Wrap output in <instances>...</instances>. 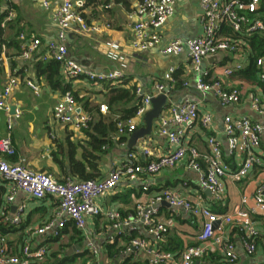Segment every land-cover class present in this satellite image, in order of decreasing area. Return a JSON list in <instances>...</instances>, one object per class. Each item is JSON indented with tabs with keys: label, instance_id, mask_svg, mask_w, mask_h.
Listing matches in <instances>:
<instances>
[{
	"label": "built area",
	"instance_id": "1",
	"mask_svg": "<svg viewBox=\"0 0 264 264\" xmlns=\"http://www.w3.org/2000/svg\"><path fill=\"white\" fill-rule=\"evenodd\" d=\"M176 1L137 0L129 13L132 19V48L146 50L159 47L163 54L173 56L180 55L186 48L190 68L197 74L194 88L201 97L210 92L223 106L247 104L249 109L264 114V96L249 91L247 99L243 100V90L240 86L226 84L220 76L210 75L201 66L206 56L216 53L222 56L229 55L231 58L230 62L222 65L221 74L224 77H230L233 72L245 66V53L240 37L254 31H264V22L257 14L261 0H198L202 11L200 16L202 32L188 40L175 37L160 46V28L173 15ZM8 2L9 0H0V14L5 13L0 20V29L15 17ZM85 4L86 0H60V4L53 12V20L59 27L58 41H50L39 58L43 61L49 59L57 61L61 74L69 81L83 78L100 89L105 83L117 86L116 83L123 78L128 68V62L116 42L108 40L105 43L106 58L116 64L107 71L96 72L68 54L66 38L71 29L96 34L102 27H110L107 22H88L84 17ZM42 5L47 8L49 1L42 0ZM103 7L108 5L105 4ZM222 28L230 29L231 34L222 33ZM235 34L236 36L232 37ZM18 39L23 60L30 59L38 52L41 44L38 37L21 33ZM263 64V58L259 57L256 65L263 67ZM174 72L175 68L170 67L164 75V80L156 82L152 90H144L140 85H136L133 89L136 98L133 114L124 120L116 118L118 134L133 132L150 109L152 98L158 94L166 95L168 101L158 117L157 132L166 138L172 149L144 163L137 161L136 154L130 151L126 162L113 168L101 179L84 181L66 179L63 182L45 171L31 170L22 161L11 162L6 158L15 154L11 129L13 119L21 115L19 109L11 112L8 102L12 89L17 86L19 80L15 75L7 77L0 87V111L5 113L7 127L4 138L0 140V150L4 154L0 156V187L3 183L10 185L11 192L7 196L9 202L13 200V193L16 190H22L38 200L51 196L56 199L57 206L51 217L32 231L41 238L40 242L33 244L25 240L17 254L8 250L6 238L0 233V264H30L46 258L51 252L46 240L49 238L60 240L64 233L63 228L71 222L77 229H83L89 215L100 216L110 222L117 234L121 235L126 232L123 230L124 227L129 230L127 233L139 227L143 228L149 237L142 236L140 231L137 235L131 236L121 250L124 253H141L140 257L145 264H195L197 259L215 248L221 250L226 262L234 264L238 260V255L233 239L226 234L227 230L231 231L228 227L233 228L247 255L252 256L259 252L264 256V236L253 224L254 215L264 214V120L261 123L246 114H226L222 121L226 150L223 149L220 140L210 133L205 137L206 151L202 153L196 146L186 144V128L198 122L202 128L210 131L214 115L210 110H201V101L198 99L169 101V94L177 83ZM257 78L264 81L263 70L258 71ZM26 85L38 94L40 88L36 81L26 80ZM182 85L187 86L188 81H184ZM74 93L73 88H68L62 93L53 105L52 116L55 120L70 124L75 129H87L93 118L76 99ZM98 110L106 113L108 106L100 103ZM142 150L143 154H151L148 148L142 147ZM225 153L238 159L234 169L231 163L226 161ZM186 155L190 158L189 168L199 172L200 187L203 190L208 189L215 202L225 201L226 179L241 181L251 173L258 172L257 183L249 196L242 194L239 202L225 212H216L209 206L191 202L169 188L148 197L145 202H137L125 217L118 210L103 208L97 203L96 200L113 191L121 179L135 180L139 176H153L163 169L173 168ZM199 161L205 163V166L203 167ZM143 189L146 190L147 186ZM162 202H167L174 210L183 208L189 217L200 218L201 227L196 236L198 241L196 245H189L179 253L162 248L161 242L169 229L167 221L155 219L158 205ZM21 220L20 214L4 217V221L10 224H18ZM91 251L92 254L96 253L93 247Z\"/></svg>",
	"mask_w": 264,
	"mask_h": 264
},
{
	"label": "crops",
	"instance_id": "2",
	"mask_svg": "<svg viewBox=\"0 0 264 264\" xmlns=\"http://www.w3.org/2000/svg\"><path fill=\"white\" fill-rule=\"evenodd\" d=\"M48 1L49 6L47 8L42 5V0H9L8 2L15 13V17L2 28L0 35V87L9 75L17 76L19 83L12 89L8 102L14 109H19L21 115L13 119L11 129L15 154L10 157L6 156V158L11 162L22 161L34 171H45L60 182L66 179L84 181L105 177L113 168L128 160L127 155L130 151L136 154L137 161L144 163L172 149L173 147L169 145L166 138L158 135V119L154 120L151 133L139 138L131 148H127V144L132 132L110 133L111 141L109 143H104L100 147L96 146L92 136H100L98 130L94 128L100 120L99 116L103 118L101 122L107 123L109 118L121 119V116L125 114L123 111L125 108L136 106V98H134L128 103L119 102L118 106L108 108L106 113L100 112L98 104L105 103L107 105L106 94L110 88L109 83H105L104 89H100L83 78L69 81L60 74L64 83L68 84L69 88L74 89L79 101L88 103V109L85 110L93 119L89 128L75 129L70 124H63L53 118V105L65 90L48 84L42 76L38 75L36 68L37 62H44L39 56L45 52L47 44L50 41H58L59 27L53 20V12L60 4V0ZM136 2L137 0H109L107 2L108 7L85 6L88 22H107L110 27H102L100 32L96 34L82 33L71 29L66 38L69 56L96 72L107 71L115 67L116 64L106 58L105 43L108 40L116 42L121 52L127 57L128 62V68L124 72L123 78L116 84L118 87L127 89H134L136 85H140L144 90H152L156 82L164 80V75L169 68L174 67V74L177 75L174 77L177 83L169 94V101L181 102L185 98L198 99L201 101L200 109L210 110L214 115L213 127L210 131L202 128L198 122L186 128V144L196 146L203 153L206 151L205 137L211 133L220 140L223 149L226 150V140L222 133L223 117L228 113H238L230 112L226 108H216L208 99L207 94L204 97L200 96L194 88L196 78L193 80L194 72L190 68L186 48L178 56L163 54L159 47H151L146 50L132 48V19L129 17V13ZM201 13L198 0H177L173 15L160 28V46L175 37L188 40L200 34L202 32ZM4 15L5 13L0 14V20ZM222 29V33L228 34L226 28ZM21 33L38 37L41 41L38 52L28 60H23L20 56L18 36ZM222 57L223 60L226 56ZM221 62L210 63L204 59L201 66L210 75L220 76L226 84L240 86L243 90V100L247 99L249 91L261 94L258 87L222 76L223 64ZM26 80L38 83L40 88L38 94H35L26 85ZM184 81H188L187 86L182 85ZM91 107H95V110H90ZM243 107H247V104L238 106L240 109ZM143 125L144 117L142 121L138 122L136 130ZM6 131V116L4 112L0 111V140L4 138ZM142 147L148 148L151 154H143ZM0 156H4L1 150ZM225 159L231 163L232 169L238 163V159L226 153ZM189 160V156L186 155L173 168L163 169L153 176H139L135 180L121 179L113 191L96 201L103 208L118 210L125 217L137 202H145L148 197L159 194L164 188H169L191 202H199L209 206L212 210L222 207L224 208L222 212H225L239 202L242 194L249 196L257 183L258 172L251 173L250 176L241 181L226 179L225 201L215 202L210 194H207L200 187L199 172L189 168ZM199 162L203 167L205 166V163ZM83 176H91L92 178L84 179ZM144 186H147L146 190L143 189ZM10 192V185L3 183L0 187V220L4 221L5 216L12 217L17 214H20L22 220L18 224H14V227L8 232L1 233L0 231V233L6 238L8 250L17 254L25 240H29L33 244L40 242L41 238L33 234L32 231L51 217L57 202L51 196L40 200L35 199L22 190H16L13 193V200L9 202L7 196ZM249 203H251V199ZM20 208H22L21 212ZM155 219L169 223V229L164 240L171 237L181 243L182 248L171 251L179 253L185 247L198 243L196 236L201 227L200 218L189 217L183 208L174 210L169 205L160 203ZM68 224L63 228L64 233L60 240L47 244L51 251L54 248L58 249V246L61 245L63 248L61 252L66 251V253L69 248L77 244L79 248H74L71 253H78L83 250L90 253L87 257L77 258L74 264H121L126 257L145 263L140 257L141 253H124L121 250L114 261L106 255L108 243L112 244L116 241L117 246L123 248L130 237L137 235L140 231L142 236L149 237L144 233L143 228L139 227L127 233L129 230L124 227L123 230L126 232L122 235L117 234L110 222L100 216L93 215L86 217V225L81 230L77 229L72 222ZM253 224L264 236V214L254 215ZM73 228L78 231L73 232ZM228 228L231 231L227 230L226 234L233 239L238 255V260L234 264H264V256L259 252L252 256L247 255L233 228ZM112 238L113 241H111ZM92 247L96 252L95 254H92ZM209 252L213 254L211 257L197 259L195 264L197 261L199 262L197 264H230L225 261L219 248ZM47 259L48 257L30 264H43Z\"/></svg>",
	"mask_w": 264,
	"mask_h": 264
},
{
	"label": "trees",
	"instance_id": "3",
	"mask_svg": "<svg viewBox=\"0 0 264 264\" xmlns=\"http://www.w3.org/2000/svg\"><path fill=\"white\" fill-rule=\"evenodd\" d=\"M109 0H86L87 5H100L103 7L105 4H107ZM242 1H247V0H242ZM257 14L258 16L262 19L264 22V0H262V3L260 1V4L257 9ZM84 17L88 21L87 15L84 14ZM223 30V29H221ZM226 32L230 35L231 30L226 28ZM2 33V29H0V35ZM233 35L232 37H235ZM242 48L245 53V59L246 63L245 66L236 71L233 72L232 75L230 76L232 79H235L239 81L240 83H248L249 85L258 87L260 89V93L262 96H264V81L259 80L257 78V73L259 70L264 71V64L262 66H257L256 65V60L259 57H262L264 60V31H254L249 34H244L242 37ZM1 41V40H0ZM231 58L229 55H227L221 62V64H224L228 61H230ZM37 68V73L39 76H42L43 79L50 84L52 87L55 88H60L63 91L69 88V85L64 83V81L60 78V65L57 61L53 59H49L47 61H39L37 62L36 65ZM176 77V73L174 74ZM76 99L79 101L77 94H75ZM135 98V93L133 88L127 89V88H122L118 86H110L107 94H106V101H107V106L108 108H113L118 106L119 102L123 103H128L132 101ZM82 105L85 109H88V103L83 101ZM90 110H95V107H91ZM135 110V107L131 108H125L123 111H125V114L121 116V119H126L130 117ZM99 122H97L94 126L96 130H98L99 135H94L92 136L93 142H96V146L100 147L104 143L107 144L111 141L109 138L110 133H116L117 132V127H116V121L117 119L109 118L107 119V123L101 122L103 120L102 117L99 116ZM84 179L92 178L91 176H83ZM214 211L216 212H222L224 208L222 207H217V209L213 208ZM69 225V224H68ZM14 227V224H10L8 222H4L0 220V231L1 233H6L10 229ZM67 228L65 229L66 232ZM78 231L77 229L73 228V232ZM74 237V236H72ZM56 238H49L46 240V243L49 242H56ZM127 240V238H126ZM197 244V243H196ZM194 244V245H196ZM161 246L165 250H178L182 248L181 243L178 240L172 239L171 237H168L166 240L161 242ZM122 249V246H117V242H113L112 244L108 243L106 245V255L114 261L115 258H117L118 254L120 253V250ZM63 248H61V245L58 246V249H54L51 251V253L47 256L48 259L43 262V264H74L77 258L79 257H87L89 256V252L86 250H83L81 252H74L71 254H67L66 251L61 252ZM182 251V250H181ZM213 254H211L209 251L206 252V254L203 255L204 258L202 259H208L211 257ZM121 264H145L143 261L140 260H132L131 257H126Z\"/></svg>",
	"mask_w": 264,
	"mask_h": 264
},
{
	"label": "water",
	"instance_id": "4",
	"mask_svg": "<svg viewBox=\"0 0 264 264\" xmlns=\"http://www.w3.org/2000/svg\"><path fill=\"white\" fill-rule=\"evenodd\" d=\"M205 59L210 63H218L222 61V55L220 53H216L213 55H208L205 57ZM203 63V62H202ZM168 98L164 94H158L157 96H154L151 100V107L144 115V125L137 130L133 131L131 136L129 137L127 148H131L132 145L136 143V141L144 137L146 135H149L151 133L152 125L155 119H158L162 109L167 104ZM11 112L14 111V108H10ZM207 194H210V191L208 189L205 190ZM166 205H169L167 202H162ZM74 248H79L76 244L75 246L69 248L67 254H70ZM199 263L198 261L196 264Z\"/></svg>",
	"mask_w": 264,
	"mask_h": 264
},
{
	"label": "rangeland",
	"instance_id": "5",
	"mask_svg": "<svg viewBox=\"0 0 264 264\" xmlns=\"http://www.w3.org/2000/svg\"><path fill=\"white\" fill-rule=\"evenodd\" d=\"M197 74L194 73L193 75V80L196 78ZM207 97L209 100H211V103L213 104V106H215L216 108L220 109V108H226L227 110H229L230 112L233 113H246L248 114L250 117L258 120L259 122H263L264 120V114H258L255 111H253L252 109H249L248 107H243V108H238V106L235 105H227V106H221V104L219 103V101L213 96L212 93L208 92L207 93ZM56 249V248H54ZM53 249V250H54Z\"/></svg>",
	"mask_w": 264,
	"mask_h": 264
}]
</instances>
